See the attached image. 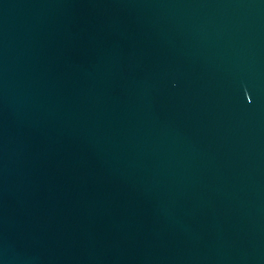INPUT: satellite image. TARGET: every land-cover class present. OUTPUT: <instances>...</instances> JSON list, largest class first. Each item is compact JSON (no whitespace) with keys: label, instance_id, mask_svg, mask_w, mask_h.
<instances>
[{"label":"water","instance_id":"water-1","mask_svg":"<svg viewBox=\"0 0 264 264\" xmlns=\"http://www.w3.org/2000/svg\"><path fill=\"white\" fill-rule=\"evenodd\" d=\"M0 264H264V0H0Z\"/></svg>","mask_w":264,"mask_h":264}]
</instances>
